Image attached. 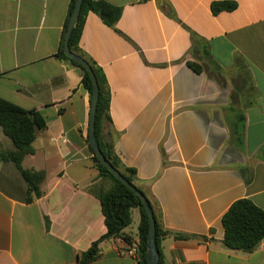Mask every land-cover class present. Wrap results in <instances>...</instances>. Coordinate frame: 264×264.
I'll list each match as a JSON object with an SVG mask.
<instances>
[{"label":"crops","instance_id":"1","mask_svg":"<svg viewBox=\"0 0 264 264\" xmlns=\"http://www.w3.org/2000/svg\"><path fill=\"white\" fill-rule=\"evenodd\" d=\"M95 1L122 9L113 27L90 13L79 44L111 96L99 138L136 172L165 233L160 264H264V241L231 251L222 224L241 199L264 211V0ZM224 2L237 8L215 14ZM70 3L0 0V99L46 124L23 161L46 173L41 198L28 203L20 170L0 158V264H77L107 233L92 192L110 185L90 150L91 95L57 57ZM16 151L0 129V155ZM138 244L128 227L90 264H140Z\"/></svg>","mask_w":264,"mask_h":264},{"label":"trees","instance_id":"2","mask_svg":"<svg viewBox=\"0 0 264 264\" xmlns=\"http://www.w3.org/2000/svg\"><path fill=\"white\" fill-rule=\"evenodd\" d=\"M76 2L77 0H71L64 26L61 48L57 57L81 70L83 74L82 84L90 93L92 100L93 84L88 72L82 65L72 61L64 53L65 37L70 20L75 11ZM236 8L237 5L235 3L229 2L217 3L212 7L215 14L222 11H234ZM90 13L98 15L105 24L113 27L122 16V9L102 1L84 0L81 13L71 33L69 47L71 52L82 57L90 64L99 84L100 96L97 105L95 126L96 138L100 149L107 161L119 171L125 179L137 187L135 183V170L123 169L119 159L113 151L112 145L102 143L99 138L103 123L105 121H110L109 107L111 96L107 88L105 75L79 48L85 22ZM188 65L198 74L203 73L205 70V67L200 64L188 63ZM45 125L44 120L35 111L23 110L0 99V129H2L4 134L13 141L17 149L16 153L12 156L8 157L5 154H1L0 158H11L20 170L24 180L29 186L28 203H32L35 199H39L43 196L44 193L41 187L46 179V173L44 171L37 172L25 170L23 168V161L27 156L34 153L32 143L35 140L36 132L38 129H43ZM90 150L94 155V165L98 169L100 177L104 182L108 181L110 185L109 188H105L102 185L92 189V192L101 202L107 233L99 241L95 242L87 252L79 256L77 264H90L99 260L101 257L99 244L106 239L122 237L123 231L132 223V210L134 208H138L141 214L138 244L140 264H149L147 258L149 220L145 207L131 190L118 181L107 168L99 162L91 146ZM138 189L141 191L140 188ZM222 224L225 230L224 245L231 251L251 254L255 252L264 241V211L248 199L236 201L224 215ZM156 235L157 244L159 246L160 239L165 233L161 231L157 223ZM175 238L180 240L191 239L190 236L184 235H177Z\"/></svg>","mask_w":264,"mask_h":264},{"label":"water","instance_id":"3","mask_svg":"<svg viewBox=\"0 0 264 264\" xmlns=\"http://www.w3.org/2000/svg\"><path fill=\"white\" fill-rule=\"evenodd\" d=\"M83 1L84 0H77V2H76L75 11H74L73 16L70 20L68 31H67V34L65 37L64 53L69 59H71L72 61H74L80 65H82L85 68V70L88 72V74L92 80L93 95H92V110H91V116H90V129H89L90 144H91V147H92L96 157L98 158L99 162L104 167H106L107 170L118 181H120L129 190H131L133 192V194H135L139 198L142 205L145 207L147 215H148V220H149V236H148V255H147V258H148L149 264H160V252L158 249L157 235H156V219H155V214H154L153 208H152L149 200L145 197V195L137 187H135L127 179H125L124 176L119 171H117L107 161V159L103 155V153L100 149V146L98 144L97 138H96V126H95L97 105H98L99 96H100L99 84H98L97 78H96L90 64L85 59H83L82 57L71 52L70 47H69V40L71 37V33L73 31L75 22L81 13Z\"/></svg>","mask_w":264,"mask_h":264},{"label":"rangeland","instance_id":"4","mask_svg":"<svg viewBox=\"0 0 264 264\" xmlns=\"http://www.w3.org/2000/svg\"><path fill=\"white\" fill-rule=\"evenodd\" d=\"M105 183L109 184L108 181H106ZM139 223H140V212L138 208H134L132 210V223L129 226V230H131L132 233H134V235L138 234Z\"/></svg>","mask_w":264,"mask_h":264},{"label":"built area","instance_id":"5","mask_svg":"<svg viewBox=\"0 0 264 264\" xmlns=\"http://www.w3.org/2000/svg\"><path fill=\"white\" fill-rule=\"evenodd\" d=\"M129 255H130V256H133V257L138 256V255H139V249H138L137 247L132 248V249L129 251Z\"/></svg>","mask_w":264,"mask_h":264}]
</instances>
